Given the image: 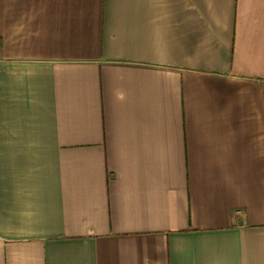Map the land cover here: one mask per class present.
<instances>
[{
    "label": "crops",
    "instance_id": "0c3cea01",
    "mask_svg": "<svg viewBox=\"0 0 264 264\" xmlns=\"http://www.w3.org/2000/svg\"><path fill=\"white\" fill-rule=\"evenodd\" d=\"M0 264H264V0H0Z\"/></svg>",
    "mask_w": 264,
    "mask_h": 264
}]
</instances>
